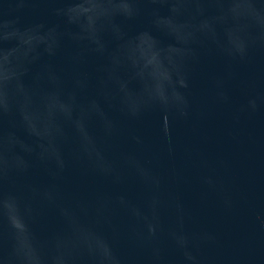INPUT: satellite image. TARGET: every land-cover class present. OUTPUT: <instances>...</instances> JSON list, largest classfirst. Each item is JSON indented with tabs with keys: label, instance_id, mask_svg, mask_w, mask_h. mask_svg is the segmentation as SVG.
Wrapping results in <instances>:
<instances>
[{
	"label": "water",
	"instance_id": "obj_1",
	"mask_svg": "<svg viewBox=\"0 0 264 264\" xmlns=\"http://www.w3.org/2000/svg\"><path fill=\"white\" fill-rule=\"evenodd\" d=\"M0 264H264V0H0Z\"/></svg>",
	"mask_w": 264,
	"mask_h": 264
}]
</instances>
